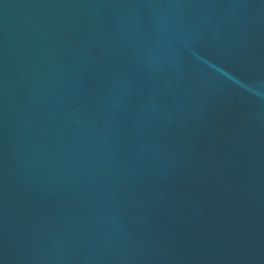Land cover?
Here are the masks:
<instances>
[{
	"label": "water",
	"instance_id": "1",
	"mask_svg": "<svg viewBox=\"0 0 264 264\" xmlns=\"http://www.w3.org/2000/svg\"><path fill=\"white\" fill-rule=\"evenodd\" d=\"M0 264H264V0H0Z\"/></svg>",
	"mask_w": 264,
	"mask_h": 264
}]
</instances>
